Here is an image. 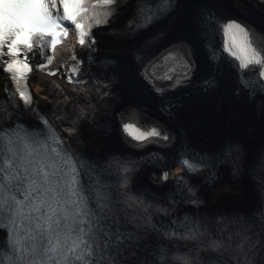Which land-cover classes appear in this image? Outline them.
I'll return each mask as SVG.
<instances>
[{"label":"bare ground","instance_id":"bare-ground-1","mask_svg":"<svg viewBox=\"0 0 264 264\" xmlns=\"http://www.w3.org/2000/svg\"><path fill=\"white\" fill-rule=\"evenodd\" d=\"M174 1L175 4L163 17L147 28L132 33L119 30L121 23L130 17L135 0L120 2L116 19L110 24L114 34H100L94 52L95 57L100 60L106 56L115 61L113 68L111 67L115 82L112 83L111 77H106L109 67L92 75L96 76L95 80L89 79L82 84H64L62 79L39 74L32 78L33 91L40 108L60 127L63 139L74 148L83 147L103 154L111 148H124L115 121V114L121 108L115 103L122 102L140 103L148 111L161 116L159 118L168 127H176L177 138L185 141L187 147L189 143L190 146L217 150L223 148L224 144H234L239 160L235 172H227L225 163H220L214 180L202 183L201 175L193 177L200 183L197 189L200 205L192 210L214 215L215 219L218 216L241 218L257 209L259 203L256 181L249 175L248 167L264 145V105H259L263 96L252 94L249 97L241 87L232 83L233 75L229 66L216 62L214 84L205 89L188 84L174 91L176 105L167 118L160 111H156L157 100L148 90L146 79H143L141 60L148 54L154 55L153 50L162 44L172 40L183 41L191 46L195 56L196 68L192 77L198 79L196 74L206 68L204 54L209 35L200 26V11L206 8L222 12L238 11L247 21L257 22L264 28V7L252 5L247 0ZM188 9L189 18L186 17ZM118 23L120 28L116 30ZM152 37L154 39L150 41L149 49L144 51L145 47H138L139 43ZM66 49L67 47L61 48L59 54L66 56ZM212 67L213 65L210 69ZM237 89L239 90L235 92ZM185 113L189 115L183 118ZM170 117H174V120L169 124ZM30 121L36 122L34 119ZM147 168L144 164L139 168L136 182L138 185L145 184L161 189L163 185L149 182ZM149 168L155 170L154 167ZM179 172L178 165L171 166L168 170V181L174 179ZM158 176L156 173L155 181ZM188 207L192 205L180 208L185 210Z\"/></svg>","mask_w":264,"mask_h":264},{"label":"snow or ice","instance_id":"snow-or-ice-1","mask_svg":"<svg viewBox=\"0 0 264 264\" xmlns=\"http://www.w3.org/2000/svg\"><path fill=\"white\" fill-rule=\"evenodd\" d=\"M113 3L115 0H96L95 3H85V0H59L63 9L61 16L57 9V0H0V71L10 74L4 79L14 82L15 93H18L26 104L31 103V95L21 91L24 86L21 85L18 57L22 54L26 55L25 50L32 49L33 38L35 44L39 46L57 28H60L61 34L66 36L67 33L61 28L59 20L67 19L75 23L78 42L84 44L85 38L90 35L86 29L90 30L94 24L106 22V19L100 18L101 13L95 10L100 7L107 8ZM54 10L58 12L57 18L53 17ZM109 14L110 12L106 10L102 15L106 17ZM78 18L85 23L78 22ZM225 34L229 37L228 51L241 61V67H247L249 64L264 66V56H261V51L253 46V41L244 27L236 22L229 23L225 27ZM4 57L10 59L5 61ZM3 65L6 67H2ZM23 67L27 68L28 65L23 64ZM125 131L137 140L159 135L155 129L142 133L133 125H125ZM2 164L3 161L0 159V166ZM0 181H2V173H0ZM6 210L10 211L11 208L0 200V213ZM81 243L89 250L80 252ZM81 243L63 250L57 244H53L47 249L48 258L41 260L39 264H111L104 259L94 261L93 250L86 242L81 241ZM242 255H245V259L240 264H252V261L247 259V254L242 253ZM33 264L37 262L33 261Z\"/></svg>","mask_w":264,"mask_h":264},{"label":"rangeland","instance_id":"rangeland-1","mask_svg":"<svg viewBox=\"0 0 264 264\" xmlns=\"http://www.w3.org/2000/svg\"><path fill=\"white\" fill-rule=\"evenodd\" d=\"M187 15H186V17L187 18H189V16H190V12H189V9L187 10V13H186ZM181 22V21H180ZM188 114L187 113H185L182 117L184 118L185 116H187Z\"/></svg>","mask_w":264,"mask_h":264}]
</instances>
